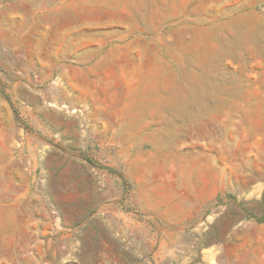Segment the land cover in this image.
<instances>
[{
    "label": "rangeland",
    "instance_id": "rangeland-1",
    "mask_svg": "<svg viewBox=\"0 0 264 264\" xmlns=\"http://www.w3.org/2000/svg\"><path fill=\"white\" fill-rule=\"evenodd\" d=\"M125 1L73 9L0 0V264H264V189L259 197L249 187L264 180V115L199 124L169 112L178 149L209 148L231 171L230 196L199 204L162 162L164 143L118 134L135 93L119 88L115 72L158 67L176 41L194 40L186 58L206 75L184 76V87L222 84L219 70L264 86V53L242 65L223 59L234 54L228 37L264 43V0ZM136 8L147 9L142 18ZM103 51L109 58L95 66L90 58ZM168 78L153 76L170 89Z\"/></svg>",
    "mask_w": 264,
    "mask_h": 264
},
{
    "label": "crops",
    "instance_id": "crops-1",
    "mask_svg": "<svg viewBox=\"0 0 264 264\" xmlns=\"http://www.w3.org/2000/svg\"><path fill=\"white\" fill-rule=\"evenodd\" d=\"M31 1V0H22ZM33 1V0H32ZM50 1V0H49ZM63 2L65 4H63ZM63 4L76 9L77 6L85 4L91 5L95 9H121L127 6L128 1L123 0H51V7ZM147 9H135V12L142 18V12ZM168 14V12H166ZM144 27L153 29L156 27L154 23H149L145 20ZM225 26V25H223ZM216 25L206 27L203 32H212ZM230 32V31H229ZM225 33V32H224ZM226 34V33H225ZM229 35V34H228ZM227 35V36H228ZM206 39V40H205ZM204 45L205 53H211L208 45L215 42V36L205 38ZM227 39V38H226ZM194 41V40H193ZM176 41L174 46L167 48L166 51L159 57L158 67H136L131 69L116 68V75L121 77L118 82L119 88L123 91L135 93L129 101V106L134 107L133 116L127 117V120L119 123L118 134L126 135L137 140H151L154 142L164 143V147L160 149L162 162H165L169 171L174 174V179L180 185L189 188L191 195L199 204L215 203L217 199H225L226 195L230 196V188L232 186V178L225 167L217 164L212 160L213 151L202 148L194 149L192 152L186 153L175 146L174 134L175 130L171 127L173 121H168L169 112H174L179 115L180 122H195L205 123L213 118L224 117L230 122L238 121L243 123H252L253 121H261L264 115V86L260 84H243L233 83L231 72L220 71L225 77V82L219 85H190L184 87L183 77L206 75V71L201 68H193L192 63L188 62L186 52L190 50L193 44ZM208 41V42H207ZM132 42L131 38L126 39V44ZM113 50L120 51L119 48L112 47ZM229 53L223 57L226 60H235L242 65L247 60L254 61L257 54L264 53V43L262 37L254 39L246 38L241 42L228 37ZM109 51H103L95 57L90 58L95 61V66H98L99 60H107ZM113 60L118 58L115 51H111ZM238 54H243L240 58ZM115 56V58H114ZM184 60L186 63H183ZM164 63V64H163ZM91 64L89 71L93 72ZM186 66V67H185ZM131 76L126 79L125 76ZM154 75H163L169 77L170 89L167 84L158 83V80L153 79ZM165 81V79H164ZM195 86L194 88H191ZM175 93V100L168 101L167 92ZM203 93L204 99H191L192 92ZM200 94L199 96H201ZM186 97V99H184ZM197 111V112H196ZM193 113L195 116L190 117ZM185 114V115H184ZM178 134V133H177ZM263 172V170H262ZM255 193L262 197L264 189V180L254 182L249 185ZM217 250L209 249L203 253V258L206 261H211Z\"/></svg>",
    "mask_w": 264,
    "mask_h": 264
},
{
    "label": "bare ground",
    "instance_id": "bare-ground-1",
    "mask_svg": "<svg viewBox=\"0 0 264 264\" xmlns=\"http://www.w3.org/2000/svg\"><path fill=\"white\" fill-rule=\"evenodd\" d=\"M216 41V40H215ZM220 44H221V42H220ZM222 46V45H221ZM226 48H227V46H226ZM225 51V50H224ZM195 52H197V50L195 51ZM194 52V53H195ZM220 54H222V53H220ZM227 54V53H226ZM217 55V54H216ZM218 56V55H217ZM223 55H221V57H222ZM215 58H216V56H215ZM190 59V58H189ZM215 60V59H214ZM217 61V60H216ZM198 64H199V62H198ZM203 65V64H202ZM216 70V69H215ZM213 71V70H212ZM213 74V73H212ZM213 76H214V74H213ZM215 77V76H214ZM222 80V79H221ZM199 83V82H198ZM198 93V92H197ZM194 95H195V93H194ZM197 95V94H196ZM196 97V96H195ZM203 97V96H202ZM197 112V111H196ZM185 115V114H184ZM172 116V115H171ZM173 117V116H172ZM169 118V117H168ZM170 121V120H169ZM175 122V121H174Z\"/></svg>",
    "mask_w": 264,
    "mask_h": 264
},
{
    "label": "trees",
    "instance_id": "trees-1",
    "mask_svg": "<svg viewBox=\"0 0 264 264\" xmlns=\"http://www.w3.org/2000/svg\"><path fill=\"white\" fill-rule=\"evenodd\" d=\"M259 221H264V219L262 218V219H259Z\"/></svg>",
    "mask_w": 264,
    "mask_h": 264
}]
</instances>
